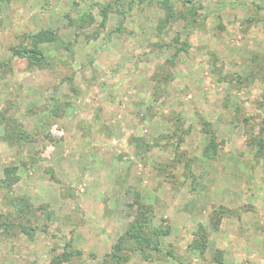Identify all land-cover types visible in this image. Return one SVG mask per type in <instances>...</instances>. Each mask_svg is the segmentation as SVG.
<instances>
[{
  "label": "rangeland",
  "instance_id": "374dc122",
  "mask_svg": "<svg viewBox=\"0 0 264 264\" xmlns=\"http://www.w3.org/2000/svg\"><path fill=\"white\" fill-rule=\"evenodd\" d=\"M162 1L166 22L161 0H0V110L28 135L8 143L0 123V179L15 165L14 193L53 212L36 210L45 228L32 237L0 232V264H56L64 251L58 264H208L217 248L226 264H264V154L247 143L264 117V0ZM43 29L60 39L41 44L47 65L13 54ZM134 195L168 232L148 259L125 247L116 262ZM200 224L203 253L188 247Z\"/></svg>",
  "mask_w": 264,
  "mask_h": 264
},
{
  "label": "trees",
  "instance_id": "16d2710c",
  "mask_svg": "<svg viewBox=\"0 0 264 264\" xmlns=\"http://www.w3.org/2000/svg\"><path fill=\"white\" fill-rule=\"evenodd\" d=\"M167 1V0H166ZM162 5L165 7L166 16L165 21H168L172 19L171 17L173 15L172 8L169 6V3H165L162 1ZM110 7L109 4H107V8ZM129 5V9H130ZM107 10L106 4L101 6V14H102V20L100 21V25L103 27L106 21L107 16ZM180 15V14H179ZM86 17L88 18L89 22H93L94 18H92L91 13L87 14ZM176 17V16H175ZM85 19L84 15H81L78 19ZM89 23V24H90ZM191 25L190 23H187V27ZM30 37V43L28 45H23L21 47H15L13 49V54L15 56H19L22 58H25L27 60V63L31 66H38L43 67L47 65V59L45 55L43 54V50L41 48L42 43H47L48 45L60 41L58 39L57 35L53 30L50 29H43L38 31L37 33L33 35H29ZM175 43L178 42V37L175 39ZM180 47H177V49L171 54V56L166 59V61L163 63L164 65H174V57L179 54L178 52L186 51L188 47V42L181 41ZM68 46H66V49ZM254 58V57H253ZM215 66L216 63H213ZM163 65L157 66L155 69L153 77L157 80L159 79L157 77V73H162ZM163 74V73H162ZM170 75V74H169ZM169 75H165V79H169ZM156 86V85H155ZM8 110H0V123H4V133L2 135V139L7 141L11 144H17L20 143L22 140L27 139L28 135L20 128H18L15 124L17 123V120L14 119V117L11 114L6 115ZM56 113L55 111H52V114ZM98 117V115H96ZM197 118L201 121L204 126L205 132L210 134V139L208 144L204 147V153L206 151L212 150L213 153H215L217 148V143L214 142V133L212 129V123L210 120L206 118L204 114L197 113ZM247 117H244L242 121H247ZM183 121V119H182ZM199 121V122H200ZM175 126H178V129L180 130V133L175 128L174 132L172 134L176 135L178 137V142H181L182 135L181 133H185L187 131H184L181 129V123H175ZM174 126V127H175ZM138 141V139H135ZM250 146H252V149L255 152V156H260L264 154V117L262 118L261 125L259 127V131L257 134H254L250 137V139L247 142ZM256 148V149H255ZM3 175L4 177L0 179V193L2 195L3 204L7 206V210H10L8 212H5L4 210L0 212V232L2 235L8 237V236H15L17 233L25 234L29 237H32V235L37 230H42L45 228V225H41L39 223V220L36 219L34 221L36 210L41 211L42 213H45L47 218H52L53 212L49 208V205L47 204H41L34 206V204L31 202L30 198L26 195H16L14 193V190L12 189L13 185L16 184L19 181V176L17 175V167L15 165H7L3 169ZM133 200L131 203H128L132 208H135V212L133 214L132 220L129 222L128 226L125 228L124 232L117 238L116 243L113 245V248H115V251L112 253H109V257L111 260L116 262H126L129 259V255H121L120 252L127 248V250H138L141 255H143L144 258H149L150 255L148 252L151 250L159 251V237L162 235H165L168 232V229H164L163 226H154L152 219V214L154 211L153 205L150 203H146L144 200H140L139 195H134ZM219 213H221L220 210H218ZM34 221V222H33ZM213 228L215 230L219 229L220 220L216 219L213 221ZM200 230L194 234L193 239L191 243L188 245L190 249H197L200 253H203L207 247L208 243V234L206 231V228L200 224ZM68 244V243H67ZM66 244V245H67ZM69 246V244L67 245ZM69 252H63L62 255L59 256L53 263L58 264L61 260V257H65L66 255H70ZM213 257L209 261L208 264H226L224 261V251L222 249H215L214 253L212 255Z\"/></svg>",
  "mask_w": 264,
  "mask_h": 264
},
{
  "label": "crops",
  "instance_id": "0c3cea01",
  "mask_svg": "<svg viewBox=\"0 0 264 264\" xmlns=\"http://www.w3.org/2000/svg\"><path fill=\"white\" fill-rule=\"evenodd\" d=\"M241 251H242V249H240V250H239L240 254H242V252H241ZM228 252H230V250H229ZM245 254H246V253H245ZM230 256H232V255H230ZM236 256H237V255H236V254H234V252H233V256H232V257H236Z\"/></svg>",
  "mask_w": 264,
  "mask_h": 264
}]
</instances>
